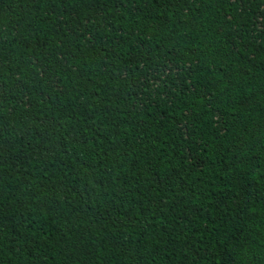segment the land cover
Returning a JSON list of instances; mask_svg holds the SVG:
<instances>
[{
	"label": "trees",
	"instance_id": "trees-1",
	"mask_svg": "<svg viewBox=\"0 0 264 264\" xmlns=\"http://www.w3.org/2000/svg\"><path fill=\"white\" fill-rule=\"evenodd\" d=\"M0 264H264V0H0Z\"/></svg>",
	"mask_w": 264,
	"mask_h": 264
}]
</instances>
